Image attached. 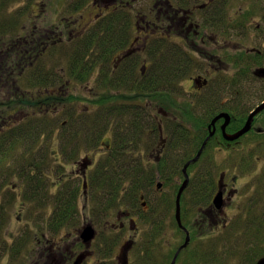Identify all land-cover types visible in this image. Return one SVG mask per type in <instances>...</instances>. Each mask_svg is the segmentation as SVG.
Listing matches in <instances>:
<instances>
[{
    "label": "trees",
    "instance_id": "16d2710c",
    "mask_svg": "<svg viewBox=\"0 0 264 264\" xmlns=\"http://www.w3.org/2000/svg\"><path fill=\"white\" fill-rule=\"evenodd\" d=\"M22 1L26 3L27 8L25 9L24 7L22 9L23 14L15 13L17 11L14 10L13 7ZM37 1L38 0H0V46L9 38H14L19 34L21 36L23 35L20 29L23 27L22 23L24 18L22 20L21 16L24 17L27 11L30 10V7L33 6V3ZM155 2L163 3V13L168 12L172 14L180 11L190 12L192 18H196L198 21L200 19L202 28H209L211 20L214 18H224V13L227 11L225 0L219 1L215 8L211 7L210 0H149L148 3L151 4V7L144 9L145 12H142H155L153 8ZM255 3L256 0H251L250 7L244 9V11L239 10L236 16L232 18L234 34H237L242 28L243 22L249 17L248 13H254L255 10L252 9L256 8V5H254ZM79 6L73 9L72 7L70 8L73 12H76L75 9ZM138 9H135V11H139ZM243 12H245V14ZM73 18L74 17L71 16L69 17L70 20ZM104 19H106V21L103 23L101 21L90 25L85 33L83 29L81 30L83 31L82 34L75 37L69 34L53 35L52 31H49V29L52 28L51 30H53L55 26L52 27L48 23H44L41 26L43 31L39 33L40 47L37 67H26L28 66L26 63V53L21 54V57L24 56L22 57L21 64L18 59L16 60V57H12L8 60L10 68L8 72L15 70L18 73L14 79L18 80H16V83L19 89H23L22 86H24V83L29 85V88H35L36 86L40 87L41 90L37 98H34V96L30 98L23 97V103L20 102V104L34 108L33 110L35 112V107L37 108L38 106L41 114H39V118L30 117L26 122L23 121L25 123H20L17 126H14V124L11 125V128L6 129L7 132L6 130L5 132H0V247H2L3 250H0V262L5 255L6 249L2 245L5 247L7 245L4 240V230L10 223V208L16 199L14 195L15 190L12 188V179L15 176L22 177L25 182L24 185L26 188L28 187L27 190L29 193H25V198L28 200H26V205H28V203H33L30 202V200L37 199L39 191H42V187L44 186L42 178H50L49 173L55 169L52 166L49 167L48 171L42 168L48 158V151L46 148L42 149V157L38 159L35 157L33 144L38 143L37 141L42 140L45 136L47 139L49 138L52 140L54 134L53 130L56 129L54 122L57 121L58 116L59 118L63 117L64 120L61 124V131L57 136L61 147L60 153L65 157L66 161L64 162L74 165L75 172L79 170L82 173H79V175H82V177L78 174H74L75 176L73 178L65 180L61 178L57 182L56 188L62 187V191H59V194L54 197V211L49 220L47 221L43 217L47 222L44 230H48L52 235L59 233L62 228L66 225L68 226L70 222L75 220V224L77 221L75 215L78 211V195L84 192V182L86 181L84 180V158L82 154L91 150L96 153L100 148H103V152L100 153L99 159L91 170V175L87 180V187H94L102 194L103 210L109 212L110 209L125 203L130 207L133 214L139 217L140 222L145 223L146 214L137 205L138 200L143 196L142 194L147 192L150 188L152 189L156 184V180L166 182L168 186L175 188V192L168 191L167 194L163 196L165 206H168V208L165 209L167 210L172 207L179 188L177 183L174 185L175 179H177V177H181V179L184 178L183 169L187 161L200 149L198 143L197 146L185 147V152L188 154L190 152L192 154H189V158L186 156V160L179 162L181 163L180 166H183L181 169L177 168L179 164L174 165L172 168L166 167L169 163L167 162V157L163 158L161 162L151 165V167H147L144 163L133 160L132 156L134 154L135 156L138 155L137 152L141 150L142 141L144 140L142 139V135L145 130V124L149 121L146 117L148 114L145 110L147 107L145 105L146 102H152L154 108L163 107L167 110L176 107L174 100H167V97L163 100L155 99V96L169 95L171 92L170 86H177L180 78L184 74L180 68L185 67V65H193L194 61L182 59L178 53L176 54L175 52H168L165 56H156L161 49L154 48V54L152 55L154 71L151 72L150 81L147 79L138 83L133 77L129 78V76H132L130 74L131 71L135 69V64L133 69H127L125 71L126 77L119 83L113 78L111 68L109 71L107 70L105 75L103 72H101L102 75H99L97 72L99 64H103V66L108 69L107 66L116 53V46L125 44L127 42L126 38L128 37L124 29V23L128 22L126 16L111 14ZM64 21L65 20H62L61 23H65ZM67 25L68 23L66 22L62 26ZM152 43L155 44L156 42ZM3 48L4 46H2V49ZM56 51H58L57 60L54 57ZM170 51L176 50L170 49ZM54 60H56L57 64L52 67L50 64L54 62ZM15 61L20 64V66H15ZM237 64H241V59ZM253 65L252 61L248 62L245 72L251 74ZM242 66L243 64L237 66V69H239L238 74H242ZM4 78H6V74ZM78 83H83L86 87L88 92L86 97H83L79 93L74 94L71 90L73 85H78ZM118 86H123V88L135 86L137 87L136 91L138 93H146L152 95L153 98L150 99L149 97V100H146L147 98L138 97L135 99L138 102L136 107L130 108L129 105H127V102H130V100L118 99L113 94ZM163 86H167L168 89L162 88ZM119 100H124L120 106L115 104V102ZM82 101L85 103L84 107L88 109L87 113H84V110L80 109L78 106V103ZM213 102L214 100L210 98L208 103L213 104ZM118 114L125 117L119 123L116 122V116ZM153 128L156 130L158 126L153 123ZM108 132L112 133V141H105L102 145L101 141ZM48 133L49 135H47ZM181 138L175 137V142L173 141L174 143L171 144L173 148H181ZM84 148H86L85 151ZM95 153H92L88 158L92 160L93 157H95ZM49 157H51L50 154ZM52 157L55 161H58L55 155ZM174 159L175 158H171L170 162ZM209 160L211 159L209 158ZM212 164H214V161ZM197 165L198 163H193L187 170V172L193 176L182 197V206L186 212L185 215L189 213L188 208H186L188 202L192 204L193 209H196L194 206L197 205V207L201 208L211 206L214 191L218 188L222 175L221 173L219 177H217L208 170L205 176L206 173L203 174V171L202 173L201 171L198 172V170L195 171ZM61 166L64 172H66V167L62 163H60L59 170H61ZM28 168L31 171H28ZM210 168L211 170L214 169L212 166H210ZM37 173L40 174L38 175ZM64 175L66 176L67 173ZM91 183H93V185H91ZM262 190L264 189L261 188V192ZM171 195L174 196V199H171L173 198ZM44 197L47 199L46 196ZM145 199L143 201H145ZM250 210V222L246 224L243 223V225H248L246 227L248 234L255 235L256 239H254V242H257V244H254L255 246L250 250V254L248 255L250 262H255L254 264H257L264 258V210L258 209L257 205L254 207V210ZM188 218L189 217L183 216L182 219L187 222L185 224L190 228L192 232V242H194L198 233L194 226H190V222L188 221L190 219ZM175 225H177L176 222ZM227 227L226 225L225 228L227 229ZM237 227L238 224L236 225V229ZM239 228L240 225L238 231H240ZM143 229L145 230V228ZM164 230L165 226L160 227L154 224L150 236L143 233L139 245L135 248L138 261L142 260V264H146L147 259H149L146 257V252L148 250L146 239H151L152 243L155 245L163 235ZM190 248L191 246L183 251L182 257L179 259V262L182 264H194L193 257H188L187 255V252H190V254L195 252V250H190ZM8 250L9 249H7V251ZM198 251L200 252V249ZM210 251L211 250L202 251L206 256L200 257V263L212 264L210 263L212 260V251ZM100 264L108 263L107 261H102Z\"/></svg>",
    "mask_w": 264,
    "mask_h": 264
},
{
    "label": "flooded vegetation",
    "instance_id": "af4514ba",
    "mask_svg": "<svg viewBox=\"0 0 264 264\" xmlns=\"http://www.w3.org/2000/svg\"><path fill=\"white\" fill-rule=\"evenodd\" d=\"M148 1L149 0H92V3H90V0H66L72 9L80 5L75 9L76 13L80 15V18L75 20H70L67 17L59 19L56 17L60 15H57L55 19L51 18L52 21L48 23L52 27L55 26V29H49V31H52L53 35L69 34L75 37L82 34L83 31L81 30L83 29L85 33L90 25L106 21L104 18L108 15L126 16L128 22L124 23V29L125 33L128 34L126 38L127 42L116 46V53L107 66L108 69H106L103 64H99L97 67L99 75H102L101 72L105 75L107 70L109 71L111 68L113 78H115L117 83L124 80V77H126L125 71L127 69H133L134 64L135 69L131 71L130 75L132 76H129V78L133 77L138 83L147 79L150 81L151 72L154 71V63L152 60L154 48L161 49L156 56H165L168 52H175L176 54L178 53L182 59L194 61L193 65H185V67L180 68L184 74L180 78L177 86H170L171 92L169 95L155 96V99L163 100L167 97V100H174L176 107L167 110L163 107L154 108L152 102H146L145 105L147 107L145 110L148 113L146 117L151 123L147 120L148 123L145 124V130L142 135V139L144 140L142 141L141 150L137 152L138 155L135 156L134 154L132 156L133 160L144 163L147 167L161 162L163 158H165V154L168 152L167 150L173 147L171 144L175 142L176 136L179 138L182 137L181 148L197 146V143L200 145V149L194 153V156L187 161L186 165L188 163H190V165L193 163L197 164L202 161L203 158H205L204 153L206 149L209 148L213 142L232 150L238 145H242L243 142L245 143L246 141L244 139L251 133L264 136L263 109L254 116L252 128L246 135L241 136L237 140H228L226 138V135L233 136L238 133L246 125L250 114L264 103V74L260 73L261 70H264V3L262 2L263 5L262 3L260 5L259 0H256L254 4L256 8L252 9L255 10L253 15L261 13L262 24L258 23L254 25V22L258 21L253 18L250 21L248 17L247 20L243 22L242 28L234 37L232 34L234 31L232 27V17L229 18L224 16L222 19L214 18L211 20L209 28H202L200 21L196 18H192L190 12L180 11L172 14L168 12L163 13L162 10L164 9V5L162 2H155L153 4L155 12L143 13L145 12L144 9L151 7ZM219 1L221 0H210L211 7L215 8ZM225 1L227 7L231 0ZM95 8L97 10H95ZM135 9L139 11L136 12ZM35 17L39 19L40 16L35 15ZM71 17H74V15ZM62 20H65L64 22H67L68 25L62 26L65 24L61 23ZM81 20L86 23L78 27ZM42 31L43 29L40 24H32L29 27L24 26L20 29V32L23 33L22 36L19 34L14 38L5 40V43L2 45L4 48L0 49V81L10 82L11 76L12 82H16L17 80L14 79L15 75H13L16 71L12 69L13 71L8 72L10 68L8 62L6 63L4 60H10L12 57H16V60L18 59L21 64L22 57H24H21V54L26 53V63L28 65L26 67H37L40 47L39 33ZM234 38L236 39L234 40ZM152 42L156 43L153 44ZM170 49H175L176 51H170ZM239 58L241 59L240 65L243 64L242 74H238L239 69H237V66H240L237 64V62L240 61ZM251 61L254 65L251 69V74H248L245 72V69H247L248 62ZM20 64L16 61L14 62L15 66H20ZM230 68H236L233 75H230L232 71L229 70ZM5 74L6 78L2 76ZM162 88L168 89L167 86H163ZM136 89L137 87L135 86L131 88L118 86L113 94L118 99L130 100V102H127L130 108L136 107L138 102L135 99L138 97L147 98L146 100H149V97L150 99L153 98L152 95L138 93ZM84 96L87 95L84 94ZM210 98L214 100L213 104L208 103ZM124 100L116 101L115 104L120 106ZM87 111L88 109L84 107V113H87ZM193 114L196 115V117H193ZM200 114H203V116L199 118ZM184 116H186V118ZM219 116L220 118L217 120ZM123 118L125 117L118 114L116 116V122L119 123ZM7 119L4 118L1 120L0 125L2 127L0 126V132L8 129L12 117ZM23 120L24 119L20 121ZM227 120L228 123L224 130L223 126ZM153 123L158 126V129L154 130ZM109 133L110 132H108L107 135ZM105 141L111 142L112 138L108 140V136L103 137L101 144L103 145ZM167 142H170V144L169 147L166 148ZM200 151H202L201 155L194 161ZM101 152H103V150L96 152L92 160L88 157L84 158V180H86L84 182V189L88 186L87 180ZM183 174L184 178L183 181L179 183L176 199L181 186L186 180L184 169ZM187 174L191 181L193 175L189 174V172H187ZM226 177V172L222 173L219 186L214 191L211 206L196 208L198 217H195L192 210H188V215H185L186 212L183 209L181 199V218H183V216L190 218V220H188L190 226H194L198 233L196 239H205L207 236H210V233L202 236L200 229L206 225L205 223H208L211 229L216 228L219 219L225 216V210L228 209L227 205H230L235 195L240 192V189L237 187L238 176H229L228 182L225 181ZM177 179H180V177H177ZM156 183V186H154L152 190L165 191L167 187V191L175 192V188L168 186L166 182L158 181ZM149 190H151V188ZM219 191H222L224 195V203L221 209H217L214 205V198ZM176 199L174 214L177 224L176 230L182 235L183 240H179L176 244L170 241V245L165 243L166 246L164 243L162 244L159 242L161 238L155 245L152 243L151 239H146L148 249L146 257L149 258L146 264H173L175 259V264H182L179 262V259L182 257L183 251L193 244L195 247L196 240L192 242V232L185 224L187 222L182 219L183 226L190 234V242L186 248L181 249L186 241L187 233L185 229L178 224L176 218ZM164 201L163 198V202ZM143 207L144 213L146 214L145 222L147 224L144 231L140 226L139 217L133 214L132 211L121 210L119 215H117L118 219L123 217L119 227L122 230H126L127 225L124 219H129V229L135 234V238L127 243L126 250L124 251V264H130V252H133L139 245L143 233L150 236L154 224L160 227L167 226L166 215L164 218L160 217V219H156L157 217H154L153 211L149 210L148 201H143ZM226 225L227 224H224V227H226ZM87 226H92L95 229V238L90 242H85L81 238L83 229L81 230L79 236L85 250L74 259L72 264L78 260L80 264H86L88 257L92 254L91 248L96 242L99 232L92 223H86L84 229ZM58 244L59 241L55 240L49 249L50 255L55 252L63 256V252L61 253L62 248ZM105 245L108 244L105 243ZM194 250L196 251L193 253V263L200 264L199 251L196 247ZM73 255L74 253H71V257ZM49 259H51V257ZM53 260L52 262L54 264H60L59 261L55 260L54 262ZM35 264H40V261ZM45 264H50V262Z\"/></svg>",
    "mask_w": 264,
    "mask_h": 264
},
{
    "label": "rangeland",
    "instance_id": "374dc122",
    "mask_svg": "<svg viewBox=\"0 0 264 264\" xmlns=\"http://www.w3.org/2000/svg\"><path fill=\"white\" fill-rule=\"evenodd\" d=\"M259 2L260 5L262 2L264 3L263 0H259ZM90 3H92V0H90ZM250 3L251 0H231V5L228 4V10L226 11L225 16L233 18L234 16H236L239 10L244 11V9L250 7ZM24 7L25 9L27 8L26 3L22 1L21 3L15 5L13 8L17 11L15 13L23 14L22 9ZM95 10L97 9L95 8ZM243 13L245 14V12ZM35 15L40 16L39 19L36 18ZM57 15L60 16L56 17ZM73 15L74 20L80 18V15L78 13L72 11L70 5L66 2V0H38L36 3H33V6L30 7V10L27 11L24 17L21 16V19L23 20L24 18V21L22 23L23 27H29L32 24H40V26H42L45 23L46 19L47 24L52 21L51 18H69ZM248 16V19L250 21L252 20V18L258 21L254 22V25H257L258 23L262 24L261 13L256 15L248 13ZM85 23V21L81 20L78 27L85 25ZM232 34L235 37L234 31ZM235 39L236 38H234V40ZM0 49H2V46H0ZM57 53L58 51L54 53V57L56 60ZM56 60H54V62H51L50 66H56ZM4 62L7 63L8 60H4ZM229 70H232L230 75H233L236 68H230ZM14 75L16 76L18 75V73L16 72L14 73ZM28 86L29 85L24 83V86H22L23 89H19L16 82L0 81V122L4 118L7 119L12 117V120H10V124L8 125V129L12 127L11 124L17 126L20 123H25L26 120L30 117L39 118L38 116L39 114H41L38 106L37 108L35 107V112L33 110L34 108L26 107L25 105L20 104V102L23 103V97H37L38 93L41 90L38 86H36L35 88H29ZM71 90L74 94L79 93L83 97H86L84 96V94H88L83 83L73 85V88ZM78 106L80 107V109L84 110V101L79 102ZM201 116H203V114H200L199 118ZM184 117L186 118V116ZM193 117H196V115L193 114ZM22 119H24L23 121L25 122L20 121ZM63 121V117L59 118L58 116L57 121L54 122V125H56V129L53 130L54 134L52 140L49 138L47 139V137L45 136L42 140L37 141L38 143L33 144L35 157H37L38 159H41L42 157V149L46 148L48 151V158L46 159L45 165H43L42 168L48 171L49 167L52 166L55 169L54 171L49 173L50 178H42V183L44 184V186L42 187V191H39V195H37L38 200H30V202L33 203H28V205H26L27 199L25 198V193H29L27 190L28 187L26 188V186L24 185L25 182L22 177L15 176L12 179V188H14L15 190L14 195L16 196V199L14 204L10 208V223L4 230V240L7 245L6 247L2 245L6 249L4 253L5 258H3L1 264H35L38 261H40V264H45L48 262H50V264H54L52 262L53 259L54 262L55 260H57L60 262V264H72L74 259L85 250L80 240L79 233L84 228V225L86 223H92L95 226L96 230L99 232L98 238L91 248L92 254L88 257L86 264H100L102 263V261H107L108 264L125 263V259L123 258L124 251L126 250L127 243L135 238V234L133 233V231H131V229H129V219H124V222L127 225L126 230H122L119 227L121 221L123 220V217L121 219H118L117 215H119V212L121 210L131 211L130 207L123 203L121 206H116L110 209L109 212L104 211L102 207V194H100L94 187H86L84 192L78 195V211L75 215L77 221L75 224L74 220L70 222L71 225H66L59 233L54 235H52L48 230H44L45 226L47 225V222L45 220L48 221L54 211V197L59 194V191H62V187L56 188L57 182L61 178L65 180L73 178L75 176L74 174L79 175V173H81L79 170L75 172L74 165L65 163V157L60 153L61 147L59 145L60 142L57 136L61 131V124L63 123ZM47 135H49V133ZM106 136H108V140L111 139V133ZM244 140L246 141L245 143L243 142L242 145H238L232 150L215 142L211 143L210 147L207 148L204 153L205 158H203L202 161L198 162L195 170H198V172L201 171V173L203 171V174L210 170L213 175L217 177H219V174L226 172V182H228L229 176H238L237 187L240 189V192L235 195L230 205H227L228 209L225 210V216H222L219 219L216 224V228L214 229H211L209 227V224L205 223L206 225H204L202 229H200L201 235L203 236L210 233V236H207L205 239H196L195 247L197 250L200 249V252H198L200 257L206 256L204 253H202V251H212V260L210 261V263L212 264L255 263L250 262L248 254H250V250L255 246L254 244H257V242H254V239L256 238L255 235L248 234V232L246 231V227L248 225L244 226L243 223L246 224L250 222L249 219L251 218V215H249V211H251L250 209L254 210V207L256 205L258 209L260 208L264 210V190H262L261 192V188L264 189V136H258L251 133ZM169 144L170 142H167L166 148L169 147ZM167 151V154H165V158L167 157V162L169 163L166 165V167L170 168H172L174 165L179 164L177 168L181 169L183 166L181 167V163L179 162H182L186 156L189 158V154H192L190 152L189 154L186 153L185 148L175 149L171 147ZM87 153L82 154V157H90L92 153L95 152L91 150ZM49 154L51 157H49ZM54 155L58 158V161H55L53 159L52 156ZM171 158H175V161L173 160L170 162ZM209 158L211 160H209ZM211 161H214V164H212ZM60 163H62L66 167V172H64L62 166L61 170H59ZM210 166H212V168L214 169L211 170ZM28 171L31 170H29L28 168ZM65 173H67L66 176L64 175ZM37 174L39 175L40 173ZM206 175L207 173L205 174V176ZM80 177H82V175ZM158 181L161 180H156V182ZM182 181L183 179H181V177L180 179H175L174 185H176V183L177 185H179V183H181ZM156 184L154 186H156ZM91 185H93V183H91ZM37 186L39 187V185ZM167 192V187L165 191L152 189L147 190V192L142 194L143 196L138 200L137 205L144 212L143 200L146 198L145 201H148L149 210L153 211L154 217H157L156 219H160V217L164 218L166 215L167 226L165 225V230L163 231V235L161 236L159 242L162 244L167 243L168 245H170V241L176 244L179 240H183V238L179 231L176 230L174 221L175 201L173 202L174 205L172 207H170L167 211L165 210V208H168V206H165V203L163 202V196H165ZM44 196H46L47 199ZM171 196L173 197L171 199H174V196ZM197 206H194V208H197ZM186 208H188V210L192 209L195 217H198L197 209H193L190 202H188ZM43 217L45 218V220ZM140 224L142 229H146V222H140ZM224 224H227V229L224 227ZM237 224L238 227L240 225V231H238V227L236 229ZM55 240L59 241L58 245L62 248L61 253L63 252V256L62 254L55 252L50 255L49 249L51 248ZM105 243H108V245H105ZM195 247L194 244L191 245L190 250L194 251ZM7 249L9 250L7 251ZM0 250H2V247H0ZM71 253H74L72 257ZM187 255L188 257H193V254H190V252H187ZM49 256L51 257V259H49ZM129 257L130 264H142V260L138 261L135 250L133 252H130ZM200 264L203 263L201 262Z\"/></svg>",
    "mask_w": 264,
    "mask_h": 264
},
{
    "label": "water",
    "instance_id": "95a60500",
    "mask_svg": "<svg viewBox=\"0 0 264 264\" xmlns=\"http://www.w3.org/2000/svg\"><path fill=\"white\" fill-rule=\"evenodd\" d=\"M261 74H264V70L260 71ZM264 109V103L262 105H260L255 111H253L250 116L249 119L246 123V125L235 135L233 136H227L226 138L228 140H236L238 138H240L241 136H243L244 134L248 133L251 130V126H252V120L254 118V116L256 114H258L261 110ZM221 116H225V115H221ZM220 118V116L217 118V120ZM215 123V122H214ZM228 120L227 122L224 124L223 129L225 130V127L227 126ZM201 152L198 154V156L196 157V159H194V161H196L199 156L201 155ZM190 163H188L185 168H184V173L186 175V180L184 181L183 185L181 186L178 195H177V199H176V218L178 221V224L183 227L187 233V237H186V241L183 244V246L181 247V249L186 248L190 242V234L189 232L186 230V228L183 226L182 224V218H181V199H182V195L185 191V189L187 188L188 184H189V176L187 174V170L189 167ZM223 203H224V195L222 191H219L218 194L215 196L214 198V205L216 206L217 209H221L223 207ZM95 229L92 226H87L85 229L83 228L82 233H81V238L85 241V242H90L95 238ZM176 260V259H175ZM175 260L173 261V264H175ZM74 264H80V261H76ZM257 264H264V258L261 259Z\"/></svg>",
    "mask_w": 264,
    "mask_h": 264
}]
</instances>
